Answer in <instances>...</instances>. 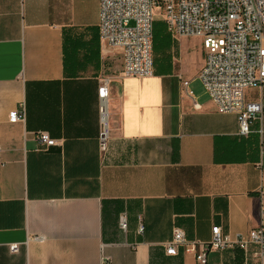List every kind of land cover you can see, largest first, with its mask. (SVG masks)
Wrapping results in <instances>:
<instances>
[{
	"label": "crops",
	"instance_id": "0c3cea01",
	"mask_svg": "<svg viewBox=\"0 0 264 264\" xmlns=\"http://www.w3.org/2000/svg\"><path fill=\"white\" fill-rule=\"evenodd\" d=\"M156 13L151 74L120 76V54L98 36L97 0H0V264H197L179 247L165 253L172 226L206 240L212 224L230 236L259 224L264 111L238 135L197 79L200 40L172 38ZM19 103L23 121L9 122ZM39 131L55 144L40 147ZM241 258L210 250L204 264Z\"/></svg>",
	"mask_w": 264,
	"mask_h": 264
},
{
	"label": "built area",
	"instance_id": "2783aa9c",
	"mask_svg": "<svg viewBox=\"0 0 264 264\" xmlns=\"http://www.w3.org/2000/svg\"><path fill=\"white\" fill-rule=\"evenodd\" d=\"M157 9L172 38L195 37L204 51L197 73L210 101L219 113L235 116L237 134L246 136L250 124L264 111V0H97V31L108 50H117L121 58L120 76H147L152 72L151 36ZM109 79H100L96 90L99 131L97 145L105 153L108 142L106 93ZM183 85L186 81L182 82ZM255 89L257 100H247L244 91ZM186 92V91H185ZM24 109L8 112L9 122L23 121ZM256 132L264 136V128ZM40 147L47 149L55 140L46 132L35 133ZM260 144L264 147V139ZM264 194L259 191V224L245 233L224 234L217 224L210 226L208 239L187 238L180 227L172 226L164 251L175 254L179 247L204 264L210 250L238 248L241 264H264ZM118 225L124 229V214ZM142 226L139 224L138 229ZM9 248L16 250V244ZM103 264H106L104 262Z\"/></svg>",
	"mask_w": 264,
	"mask_h": 264
},
{
	"label": "rangeland",
	"instance_id": "374dc122",
	"mask_svg": "<svg viewBox=\"0 0 264 264\" xmlns=\"http://www.w3.org/2000/svg\"><path fill=\"white\" fill-rule=\"evenodd\" d=\"M154 12H159L157 9H155V11ZM157 14V13H156ZM160 15V14H159ZM159 15L157 14V16H158V18H159ZM160 17H161V15H160ZM159 23H160V20L159 19H156L155 20V22H154V24H153V28L154 29H156L158 26H159ZM252 94V92L251 91H244V96L245 97H249L250 95Z\"/></svg>",
	"mask_w": 264,
	"mask_h": 264
}]
</instances>
